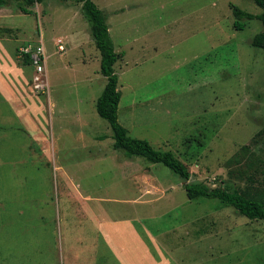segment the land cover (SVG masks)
Returning a JSON list of instances; mask_svg holds the SVG:
<instances>
[{
  "label": "rangeland",
  "instance_id": "rangeland-1",
  "mask_svg": "<svg viewBox=\"0 0 264 264\" xmlns=\"http://www.w3.org/2000/svg\"><path fill=\"white\" fill-rule=\"evenodd\" d=\"M92 1L122 54L117 116L129 136L172 152L190 182L250 184L234 160L248 146L264 161V49L250 44L263 28L254 19L234 30L230 7L261 9L252 0ZM6 8L15 15L0 27L20 33L0 40V80L9 75L0 82V264H264L263 222L216 199L189 200L171 170L113 148L95 110L106 78L80 4ZM39 38L46 93L15 51Z\"/></svg>",
  "mask_w": 264,
  "mask_h": 264
},
{
  "label": "trees",
  "instance_id": "trees-1",
  "mask_svg": "<svg viewBox=\"0 0 264 264\" xmlns=\"http://www.w3.org/2000/svg\"><path fill=\"white\" fill-rule=\"evenodd\" d=\"M10 1L18 3V8L23 14H31L30 7L35 0H0V6ZM81 5V11L88 22L90 34L95 48L100 54V73L106 78V84L102 94L95 104L97 115L105 120L112 133L113 148L123 150L127 158L141 157L153 164H162L179 176L183 182V189L187 199L193 200L198 197L216 199L224 205L231 207L238 215L250 221L264 223V161L253 160L248 146H243L235 156V162L246 164V180L250 183L244 188H235L230 185L210 188L201 182H190L191 174L180 160L170 151H161L153 148L149 142L129 136L128 131L118 123V104L121 93L118 90V77L114 72V64L122 58V54L114 51L112 39L109 35L106 15L97 7L92 0H69ZM261 9L258 15L250 14L236 6H231V14L234 18L232 28L242 31L246 23L257 20L262 25V31L252 38L250 44L254 48L264 49V0H252ZM43 0H36L37 4ZM28 63L26 59H22ZM264 135V129L260 133ZM245 158L246 160H240ZM261 179L260 186L254 185Z\"/></svg>",
  "mask_w": 264,
  "mask_h": 264
},
{
  "label": "built area",
  "instance_id": "built-area-1",
  "mask_svg": "<svg viewBox=\"0 0 264 264\" xmlns=\"http://www.w3.org/2000/svg\"><path fill=\"white\" fill-rule=\"evenodd\" d=\"M35 4L36 0H35ZM62 41L57 40V50L64 51V46L61 45ZM21 59H26L27 62L33 67L32 86L33 89L40 93H46L48 90L47 76H46V55L42 38H39L35 45L19 46L16 51Z\"/></svg>",
  "mask_w": 264,
  "mask_h": 264
},
{
  "label": "crops",
  "instance_id": "crops-1",
  "mask_svg": "<svg viewBox=\"0 0 264 264\" xmlns=\"http://www.w3.org/2000/svg\"><path fill=\"white\" fill-rule=\"evenodd\" d=\"M7 5V4H6ZM6 5H3L2 7H1V12H0V19H2V20H5V19H8V17H11V16H13V15H15V14H11V13H8L6 10H4V9H7L6 8ZM15 31L17 32V33H15ZM20 33V30L19 29H17V28H13V27H9V26H7V25H2L1 27H0V40L2 41V40H5V41H7V40H11V39H13V38H15L16 39V37L18 36V34ZM71 37H74V40H73V42H75V39H80V37H79V35H74V36H71ZM21 45H23V44H20V45H17L16 47H15V51H16V49L19 47V46H21ZM26 45V44H25ZM15 57L18 59V57L15 55ZM8 72H7V70H6V75L4 76V77H2L1 78V80H0V82H8L7 81V79L9 78V75L7 74ZM2 75H3V73H2ZM31 82V81H30ZM18 112V111H17ZM19 113V112H18ZM145 191H146V193H148V195H150L149 194V189H144Z\"/></svg>",
  "mask_w": 264,
  "mask_h": 264
}]
</instances>
